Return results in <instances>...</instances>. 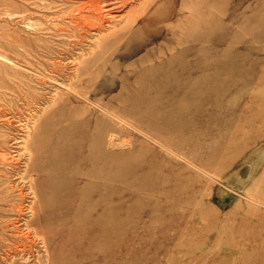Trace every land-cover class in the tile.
Here are the masks:
<instances>
[{
    "label": "rangeland",
    "instance_id": "1",
    "mask_svg": "<svg viewBox=\"0 0 264 264\" xmlns=\"http://www.w3.org/2000/svg\"><path fill=\"white\" fill-rule=\"evenodd\" d=\"M0 53V264H264V0H0Z\"/></svg>",
    "mask_w": 264,
    "mask_h": 264
},
{
    "label": "bare ground",
    "instance_id": "2",
    "mask_svg": "<svg viewBox=\"0 0 264 264\" xmlns=\"http://www.w3.org/2000/svg\"><path fill=\"white\" fill-rule=\"evenodd\" d=\"M139 1V0H138ZM145 5H142V7L140 8V10L138 11V13H136L135 15H134V17H132L131 19H130V22H129V24L127 25V27H132V25L134 24V22L138 19V17H140L142 14H143V12H144V7ZM100 12V11H99ZM101 20V19H100ZM137 23V22H136ZM135 23V24H136ZM93 24V23H92ZM91 26V25H90ZM0 55L1 56H3L4 58H9V57H7V56H5V55H3V54H1L0 53ZM10 60H12V59H10ZM113 136V135H112ZM113 138V137H112ZM112 140V139H111ZM114 141V140H113ZM115 142V141H114ZM110 145V144H109ZM112 145H113V143H112ZM32 178V177H31Z\"/></svg>",
    "mask_w": 264,
    "mask_h": 264
}]
</instances>
